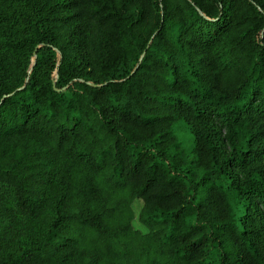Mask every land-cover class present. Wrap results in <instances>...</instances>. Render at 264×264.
I'll use <instances>...</instances> for the list:
<instances>
[{
    "label": "trees",
    "instance_id": "1",
    "mask_svg": "<svg viewBox=\"0 0 264 264\" xmlns=\"http://www.w3.org/2000/svg\"><path fill=\"white\" fill-rule=\"evenodd\" d=\"M0 264H264V0H0Z\"/></svg>",
    "mask_w": 264,
    "mask_h": 264
},
{
    "label": "rangeland",
    "instance_id": "2",
    "mask_svg": "<svg viewBox=\"0 0 264 264\" xmlns=\"http://www.w3.org/2000/svg\"><path fill=\"white\" fill-rule=\"evenodd\" d=\"M54 2V0H38V3L41 5V6H47L49 4H52ZM51 17V16H50ZM52 18L53 20L51 21L50 20V24H51V28H52V31L55 35V38H56V43L58 45V47L63 50L66 53L67 50L65 49V44H66V41L68 39V35H69V27L66 26L62 21L61 19L59 20L57 16L55 15H52ZM60 51V50H59ZM62 53V52H61ZM28 59L31 61L34 59V55L31 56L30 53L28 54ZM27 59V57L25 58ZM223 133V132H222ZM143 208V201L138 199L134 202L133 204V209L135 211V214H136V217L133 221V225L135 226L136 229H140L144 232H147V228L145 227L144 224H142V222L139 220V214H140V211L141 209Z\"/></svg>",
    "mask_w": 264,
    "mask_h": 264
}]
</instances>
